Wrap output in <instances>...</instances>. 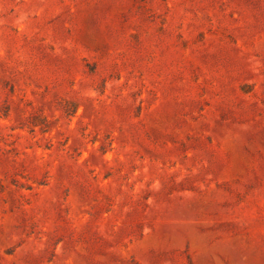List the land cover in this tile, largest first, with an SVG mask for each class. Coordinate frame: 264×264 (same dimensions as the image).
I'll list each match as a JSON object with an SVG mask.
<instances>
[{
    "label": "rangeland",
    "instance_id": "obj_1",
    "mask_svg": "<svg viewBox=\"0 0 264 264\" xmlns=\"http://www.w3.org/2000/svg\"><path fill=\"white\" fill-rule=\"evenodd\" d=\"M0 264H264V0H0Z\"/></svg>",
    "mask_w": 264,
    "mask_h": 264
}]
</instances>
